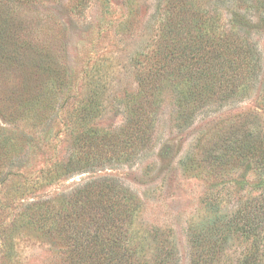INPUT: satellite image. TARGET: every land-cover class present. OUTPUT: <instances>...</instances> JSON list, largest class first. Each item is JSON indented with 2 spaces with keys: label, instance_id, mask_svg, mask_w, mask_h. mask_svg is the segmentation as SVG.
I'll return each mask as SVG.
<instances>
[{
  "label": "rangeland",
  "instance_id": "374dc122",
  "mask_svg": "<svg viewBox=\"0 0 264 264\" xmlns=\"http://www.w3.org/2000/svg\"><path fill=\"white\" fill-rule=\"evenodd\" d=\"M186 1L0 0V264H70L75 239L84 264L108 262L115 239L136 251L130 264H264V0ZM192 5L232 35V81L200 84L182 110L186 83L160 79L152 130L129 123L151 56L168 61L198 35L167 23L195 17ZM128 125L139 138L121 136ZM85 128L112 138L84 146ZM106 180L113 195L71 210Z\"/></svg>",
  "mask_w": 264,
  "mask_h": 264
},
{
  "label": "trees",
  "instance_id": "16d2710c",
  "mask_svg": "<svg viewBox=\"0 0 264 264\" xmlns=\"http://www.w3.org/2000/svg\"><path fill=\"white\" fill-rule=\"evenodd\" d=\"M190 1H186L183 3V6L189 4ZM193 11L195 13H192L195 15V17L191 19H185L181 20L178 19L175 21L174 17H169L167 20V23L173 26V28H180L184 29L186 32H197L198 35L193 39L191 38V43H188L187 45H183L181 48V51L179 53L172 52L170 55V59L167 61L165 57H162L160 59L155 58L154 56H151L150 60L154 61L153 64L156 61V70L155 72L152 70V76L151 79L147 75L141 74L140 76V88H141V94L143 95L145 92H147V102L144 103L141 99L137 97H129L128 101V121L129 123H132L133 121H136L135 123H139L141 126H146V128H150L151 130L154 127L152 125V122L145 123L144 116L146 115L149 108H152L151 111H153L154 105L157 103L156 97H157V91L155 83H159L160 79L165 80H177L176 86L179 84V82L186 83L185 88L181 90V94L183 95V98H180V102L182 103V110L187 105H194L198 101L202 100L203 98V92L206 91V89L201 88L200 84L207 85L206 87H211L212 84H218L221 83V86H226L227 81H232V78H229V73H226L223 69L226 68L224 58L225 55L222 53V51L230 50L235 48L234 46L230 45V39H232V35L229 33H219L217 32V27H215V24L212 23L214 21L213 19H206V16L204 12L197 8V6H193ZM186 10L190 11V9ZM183 14V13H182ZM176 23H174V22ZM191 27V28H188ZM198 28V29H197ZM219 34V35H218ZM226 38H224V36ZM178 42V41H175ZM223 42H226L225 44ZM184 44V43H183ZM238 48V47H236ZM205 49H208L210 52V56L205 59V55H201L199 52L204 51ZM190 55H186V52ZM212 50V51H210ZM195 51V52H194ZM213 52V53H212ZM149 55V54H148ZM146 54V58L148 56ZM152 64V65H153ZM225 66V67H224ZM222 70V71H221ZM222 77H225L224 82L221 81L218 76V73ZM225 72V73H224ZM181 78V79H180ZM178 87V86H177ZM222 87V88H223ZM213 88V87H212ZM203 89V90H202ZM161 90V88H160ZM211 92V91H210ZM193 93V96H189ZM189 97L188 99L186 97ZM185 99V100H184ZM188 102H187V100ZM143 102V103H142ZM89 104L87 105V107ZM195 106V105H194ZM88 109V108H87ZM86 107L82 111V120H88L91 118V115L93 114L92 109L87 110ZM144 118V119H143ZM150 130V131H151ZM125 131L124 135H121L126 141H128L131 138V136H135L139 138V134L136 135L130 132V126L128 125L123 129ZM139 131V130H138ZM145 131V130H144ZM137 132V131H136ZM146 134V132H145ZM144 134V136H145ZM128 137V138H127ZM77 142H81L80 144H84V146L92 147L94 145H98L102 149L107 146V141L109 138H112L109 136L108 133L100 134L99 129H93V128H85L82 132L78 133L77 135ZM118 141H121L118 139ZM72 164V163H70ZM69 166V165H67ZM66 166V167H67ZM69 170H73L74 167H68ZM91 183V182H90ZM114 186L108 182L107 180L104 182H94L85 187V190L81 191L79 194L76 193V195H73L70 200H67V204H71L72 211L77 208L79 205L83 208L85 203H91V205L95 204V202L103 199V198H109V196L114 194ZM84 196V197H83ZM82 198H85L86 201L82 202ZM82 200V201H81ZM110 203V202H109ZM63 208H65L66 203L62 205ZM100 216L97 214V218L100 220V223L106 221L107 218L103 217V214L101 215V212H98ZM97 218H94L93 221H95ZM111 222V220H110ZM99 227V225H98ZM97 227V228H98ZM101 228V227H100ZM100 237L99 230L95 234H93L94 240H97V237ZM92 239H90L92 243ZM72 246V258L70 264H84L87 262L88 257L90 258V254H86L85 247L83 245L82 241H78L75 239ZM113 245V248L115 249L116 255H114L111 259H109L108 262L104 261V264H109L113 261H118V264H130L132 262V259L134 258V255L136 253L135 250H133L132 247L126 246L121 247L120 243L116 241L111 242ZM119 246V247H118ZM99 259V255L93 256L91 258V261H95ZM98 263V262H97ZM89 264H91L89 259ZM162 264H166V258L162 261Z\"/></svg>",
  "mask_w": 264,
  "mask_h": 264
}]
</instances>
